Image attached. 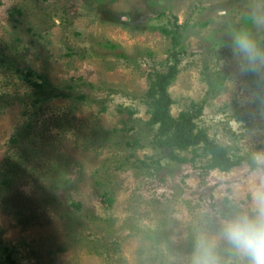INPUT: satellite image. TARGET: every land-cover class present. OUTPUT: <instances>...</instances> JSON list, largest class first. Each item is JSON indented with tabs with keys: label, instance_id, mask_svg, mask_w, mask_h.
Wrapping results in <instances>:
<instances>
[{
	"label": "rangeland",
	"instance_id": "374dc122",
	"mask_svg": "<svg viewBox=\"0 0 264 264\" xmlns=\"http://www.w3.org/2000/svg\"><path fill=\"white\" fill-rule=\"evenodd\" d=\"M237 32L264 47V0H0V264H172L250 202L263 169L210 168L151 122L177 62L171 115L264 164V67L240 70Z\"/></svg>",
	"mask_w": 264,
	"mask_h": 264
},
{
	"label": "clouds",
	"instance_id": "9594fccd",
	"mask_svg": "<svg viewBox=\"0 0 264 264\" xmlns=\"http://www.w3.org/2000/svg\"><path fill=\"white\" fill-rule=\"evenodd\" d=\"M231 51L242 72L264 67V47L246 32L233 34ZM202 223L191 248L174 257L172 264H223L222 247L234 252L239 264H264V188L229 212H208Z\"/></svg>",
	"mask_w": 264,
	"mask_h": 264
},
{
	"label": "trees",
	"instance_id": "16d2710c",
	"mask_svg": "<svg viewBox=\"0 0 264 264\" xmlns=\"http://www.w3.org/2000/svg\"><path fill=\"white\" fill-rule=\"evenodd\" d=\"M177 69V62L170 65L167 72L157 75V79L151 87V92H153V94L155 92L159 93L158 105L161 106L159 113H154L151 122L160 124V133H165L166 135L169 134L164 140H160V144H177L181 147H185L190 144L204 143L205 149L211 154L210 168L229 170L246 163L253 169L261 168L264 170V164L258 162L251 154L233 157L228 153L224 145L211 138L207 132L200 131L198 133H193L192 131L194 127H196L194 119L196 118L197 113L183 114L178 118L171 115V98L168 94L167 86L171 79L176 75ZM257 86L259 95L264 103V79L259 80ZM10 262L11 264H17L16 260L12 257H10Z\"/></svg>",
	"mask_w": 264,
	"mask_h": 264
}]
</instances>
